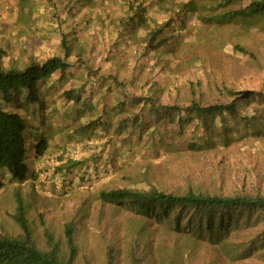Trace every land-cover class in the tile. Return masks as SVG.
<instances>
[{"label": "rangeland", "instance_id": "obj_1", "mask_svg": "<svg viewBox=\"0 0 264 264\" xmlns=\"http://www.w3.org/2000/svg\"><path fill=\"white\" fill-rule=\"evenodd\" d=\"M250 1L77 0L69 7L59 0H0V65L23 68L31 58L61 54L63 32L70 61L100 85L93 102L85 97L81 143L53 145L51 162L34 155L42 132L33 122L41 116L25 92L10 105L27 117L28 175L15 180L0 169V233L20 234L19 195L40 250L55 245L66 260L63 228L73 223L72 264H106L108 249L114 264H133L134 256L137 264H264L262 215L228 225L229 236L211 243L168 219L99 198L101 190L122 187L264 194V105L240 100L234 113L209 117L206 126L185 112L178 121L192 101L226 104L230 90L264 93V15L213 19ZM88 27L93 33L74 35ZM75 108L67 106L73 114L57 117V124L75 128ZM68 129L60 131L63 140Z\"/></svg>", "mask_w": 264, "mask_h": 264}, {"label": "trees", "instance_id": "obj_2", "mask_svg": "<svg viewBox=\"0 0 264 264\" xmlns=\"http://www.w3.org/2000/svg\"><path fill=\"white\" fill-rule=\"evenodd\" d=\"M257 15H264V0H252L243 8L219 12L213 16V19L216 22H221L224 18L226 20L245 19L256 18ZM87 30H90L89 27ZM76 34L77 32L74 35L79 37ZM60 36L61 54H53L44 60L31 58L23 68L0 65V169H6L10 177L15 180L22 181L28 175L25 142L27 124L19 111L20 108L18 106L10 107V105L23 92H25L24 98L27 105H37L40 103L41 86L54 73L58 72L61 79L68 77L65 72L73 66L74 62L70 61L71 48L65 34L62 32ZM240 49L243 53L250 54L247 50ZM88 71L89 69L86 70L87 79L85 78V81L80 84L81 88L86 84H90V87L92 83H94L92 86L96 85V80L91 83ZM228 94L231 99L226 104L200 105L192 101L190 105L179 110L178 121L181 118V112H185L190 116L194 115L200 125L206 126L209 117L212 121L213 117L221 118L225 112L234 113L240 100H244L247 104L256 102L259 106L264 105L263 92H247L245 95H241L230 90ZM81 95L73 87L65 89L62 94L65 101L71 99L73 102H79ZM2 103L10 108H15L8 110L2 106ZM71 121L76 123V119ZM82 127L86 128V126ZM48 146V139L41 137L34 146L35 156H44ZM99 198L105 202L128 205L137 213L158 220L168 219L182 233H191L197 237L206 236L211 243H217L219 239H226L229 236L228 225L237 222L250 223L254 215L264 216V194L259 193L223 195L196 192L192 189L178 193L156 188L142 190L122 187L101 190ZM14 219L21 232L17 236L0 233V264H72L77 252L73 223L67 222L63 228L67 246V259L63 260L58 255L55 245L48 251L36 247L26 218L25 203L19 195L16 196ZM183 224L184 227L182 226L181 229ZM262 231L260 232V243L264 245V228ZM114 256V251L108 249L106 264H114ZM137 263L134 256L133 264Z\"/></svg>", "mask_w": 264, "mask_h": 264}, {"label": "crops", "instance_id": "obj_3", "mask_svg": "<svg viewBox=\"0 0 264 264\" xmlns=\"http://www.w3.org/2000/svg\"><path fill=\"white\" fill-rule=\"evenodd\" d=\"M59 1L62 3V6H66L67 4L68 6H71L77 0H59ZM79 33H82L81 35H89L93 33V30L90 29L89 32L88 30L87 31L81 30V32H78L76 35H79ZM83 67L84 65H79V64H76L70 67L68 69V72H65L66 74H68V77L66 79L59 78L60 75L58 72L54 73L41 86L42 88L40 89V95H39L40 103L37 104L38 105L37 108H36V104L31 105L32 111H35L34 115L36 117L41 116L39 120L35 118L36 121L33 122V124L35 126V129H39L42 132V134L40 132L38 133L39 136L45 135L48 137L49 147L47 149L45 157L46 156L49 157L50 162L53 160V157L49 155V154H52L53 145L65 146L68 144H73V145L80 144L81 142H80L79 135L82 134V129L85 128L82 126H87L86 123L88 120L86 119L88 118V116L83 115L85 114L83 110L88 112L89 107H88V101H86L87 98L85 97L88 95L87 97H89V100L92 102L96 99V95H97L96 85L97 84L92 86V84H94L92 83L91 87L89 86L90 84H86V86L81 88L80 84L82 83V81L83 82L85 81V78L87 79L86 70H84ZM71 87L77 89V91H79L82 94L79 102H73V100L71 99H69L68 101L67 100L65 101L64 97L62 96L61 93H63L65 89L67 88L69 89ZM91 92H93L94 94H90ZM57 93L59 96L55 95ZM73 104H75V106L77 107L75 108V111H74L77 114L76 117L74 118L76 119V127L73 128L69 123L68 127L73 128V129L68 130V140L66 139L63 140L65 138V135L63 134V132H65L68 127L63 128V126L67 124H63V126L61 124L58 125L57 123L59 121L57 117L64 116V114H67V112L71 113L69 112V110H67V106L69 108ZM71 114H73V112ZM51 116L53 118L56 117L55 119L57 120L56 121L57 125L54 122L55 119L49 118ZM25 121L27 122V117H25ZM57 126H59V128H57ZM60 131H63V132L60 133ZM70 147H73V146H70ZM62 149L63 148H61V150Z\"/></svg>", "mask_w": 264, "mask_h": 264}, {"label": "clouds", "instance_id": "obj_4", "mask_svg": "<svg viewBox=\"0 0 264 264\" xmlns=\"http://www.w3.org/2000/svg\"><path fill=\"white\" fill-rule=\"evenodd\" d=\"M27 130V129H26ZM26 132V131H25ZM41 137H45V136H40L37 140H39ZM47 138V137H46ZM48 139V138H47ZM37 144V141L35 142V145ZM33 149H34V147H33ZM34 155H35V153H34Z\"/></svg>", "mask_w": 264, "mask_h": 264}]
</instances>
